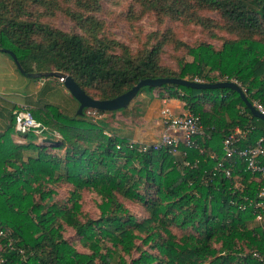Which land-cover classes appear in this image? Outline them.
I'll return each instance as SVG.
<instances>
[{"label":"trees","instance_id":"obj_1","mask_svg":"<svg viewBox=\"0 0 264 264\" xmlns=\"http://www.w3.org/2000/svg\"><path fill=\"white\" fill-rule=\"evenodd\" d=\"M101 1L64 7L56 0H0V49L13 52L25 74L63 73L95 100L113 99L144 79L175 78L234 82L250 103L264 106V0H129L143 14L199 26L221 40L219 48L182 45L167 29L136 54L106 36L95 16ZM56 12L80 33L43 21ZM170 43H179L191 61L178 59L177 69L162 65ZM159 88L200 119L204 135L196 148L139 151L96 117L105 111L67 116L49 106L45 115L32 114L42 128L57 131V143L17 145L10 140L13 116L0 136V230L8 231L0 237V264H264V221L258 223L246 203L264 183L245 172L243 162L225 159L221 145L234 128L248 126L255 131L240 145L255 143L264 137V122L230 89ZM218 164L231 170L230 178ZM63 190L69 197L61 204ZM89 192L99 198L97 219L82 216ZM126 202L145 216L136 218ZM66 228L83 251L64 238Z\"/></svg>","mask_w":264,"mask_h":264},{"label":"rangeland","instance_id":"obj_2","mask_svg":"<svg viewBox=\"0 0 264 264\" xmlns=\"http://www.w3.org/2000/svg\"><path fill=\"white\" fill-rule=\"evenodd\" d=\"M61 6L72 7L73 0H56ZM101 10L95 14L96 18L103 22L105 26L106 36L110 39L127 46L133 53H139L143 49L150 47L156 42L153 36L156 33H161L169 29L175 39L180 40L183 44L195 46L200 42H207L219 48L221 40L210 38L207 30L195 25H182L181 23H171L170 21L158 20L151 13L143 14L141 7L132 4L129 0H102L100 3ZM204 16L210 17L213 20H218L216 13L205 12ZM43 21L51 26L67 32L80 33L77 26L62 12H56L52 17H44ZM219 37L225 36L224 33L215 31ZM4 55V54H3ZM183 58L186 62L191 61V57L185 53L184 48L180 44L170 43L163 47L161 54L162 65L172 69H177V60ZM36 80V79H33ZM1 94V93H0ZM163 89L156 88L151 90L144 87L137 96L130 102L125 109L117 111H105L99 116V120L106 122L111 133L115 135L125 136L128 140H133L136 143L152 144L159 140L161 132L160 125V110L162 108L183 109L184 113H189L185 108L183 101L179 99H168ZM163 103H166V105ZM209 107V103L205 104ZM180 115V114H179ZM57 131L47 126L35 131L31 136H27V142L37 143L41 139H48L56 142ZM62 154V152H55ZM64 194L59 196L61 204L66 202L69 197L64 190ZM99 198L95 193L89 192L83 194L82 198V216H88L93 219L99 217L97 208ZM125 206L138 219L145 216L142 209L136 205L125 203ZM176 232V230H174ZM64 238L72 243L78 251H83L78 237L74 231L66 228L63 232ZM137 255L134 254V257Z\"/></svg>","mask_w":264,"mask_h":264},{"label":"built area","instance_id":"obj_3","mask_svg":"<svg viewBox=\"0 0 264 264\" xmlns=\"http://www.w3.org/2000/svg\"><path fill=\"white\" fill-rule=\"evenodd\" d=\"M64 83V79H58ZM252 106L260 114L264 115V106L257 101H253ZM94 114V112H88ZM14 130L21 134L28 132L34 133L42 128V125L33 117L30 109L22 107L13 112ZM161 132L159 140L152 144L136 143L131 140L130 147L137 144L141 149L146 151L148 146L153 150L159 151L167 149L170 153H176L179 146L183 145L188 148H196L195 140L197 137L204 135V130L200 119L190 113L173 115L169 109L165 108L160 115ZM255 131L254 126L245 128H234L221 142L223 157L227 160L244 163V171L257 175L258 179L264 183V137H260L255 143L242 147L240 144L246 142ZM201 151V150H200ZM226 178H230L232 173L230 169H224L222 164H218ZM215 174H213L214 176ZM247 206L251 209L252 215L258 223L264 221V186L261 187L253 199L246 200ZM7 232L0 230V237H7ZM8 238L7 246L12 244ZM3 247L0 245V251Z\"/></svg>","mask_w":264,"mask_h":264},{"label":"crops","instance_id":"obj_4","mask_svg":"<svg viewBox=\"0 0 264 264\" xmlns=\"http://www.w3.org/2000/svg\"><path fill=\"white\" fill-rule=\"evenodd\" d=\"M4 54V55H3ZM0 136L4 135L10 126L13 118V112L16 109L26 107L35 115H45L42 110L45 107H54L59 112L67 116L76 114L79 104L71 96L68 90L58 78H40L33 80L21 74L13 59L6 53L0 51ZM166 103H163V105ZM169 110L173 115L185 114L183 109L178 107ZM165 108H162L161 111ZM168 109V108H167ZM10 140L17 145L27 143L23 134L16 132L14 129L10 134ZM53 141L41 139L36 144L43 145Z\"/></svg>","mask_w":264,"mask_h":264},{"label":"water","instance_id":"obj_5","mask_svg":"<svg viewBox=\"0 0 264 264\" xmlns=\"http://www.w3.org/2000/svg\"><path fill=\"white\" fill-rule=\"evenodd\" d=\"M0 51L10 56L13 59L14 63L16 64L18 71L21 74L25 75L26 77H29L31 79H40V78H49V77H54L58 79L63 78L64 87L68 90L71 96L79 104L78 110L76 112L77 115H82L84 109H95V110L109 111V112L125 109L129 106L130 102L137 96L138 92L142 88L144 87L159 88L166 84H174V85H180L187 88L198 89V90H218V89L233 90L240 95L244 105L249 110L251 115L254 118L264 122V115L260 114L254 109V107L247 99L243 91L234 82L220 81L216 83H202L197 81H188L186 79H175V78L144 79L120 96L108 100H95L87 96L71 77L66 76L63 73H59V72L25 74L13 52L6 49H0ZM55 143H57V141Z\"/></svg>","mask_w":264,"mask_h":264}]
</instances>
